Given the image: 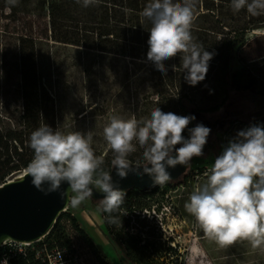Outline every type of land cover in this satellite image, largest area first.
<instances>
[{
    "label": "trees",
    "instance_id": "trees-1",
    "mask_svg": "<svg viewBox=\"0 0 264 264\" xmlns=\"http://www.w3.org/2000/svg\"><path fill=\"white\" fill-rule=\"evenodd\" d=\"M147 3L149 0H98V3L85 8L77 0H17L15 5L9 0H0V10L8 9L13 15H26L28 37L72 46L98 58L109 59L108 69L115 79L112 86L122 87L121 93L124 94L120 104L129 111L130 96L136 98L139 110L135 118L138 121L149 117L157 107L185 116L228 111L232 98L240 93L256 110L264 109V14L253 16L246 9L234 12L231 0H196L191 33L199 45L213 53V58L209 61L205 79L191 86L184 79L179 55L164 62L167 69L164 73L147 59L151 22L141 15ZM258 32L261 34L254 36ZM113 62L121 65L117 67ZM233 62L238 63L237 69L233 68ZM173 66H176V71ZM230 124L225 134H230L238 124L241 125L239 131L253 125L264 126L261 120L246 122L234 119ZM192 127H195V120L188 125L189 129ZM218 133L214 131L212 139L209 138L211 135L208 136L203 155L220 143L216 137ZM183 135L189 137L188 129ZM135 144L137 150L129 159L134 164L143 165L144 149L137 142ZM93 149L96 156L104 154V150ZM102 157L104 170L111 172L112 150L107 149ZM32 158L33 150L30 147L25 149L23 133L0 125V186L9 176L25 172ZM188 175L192 176L193 171ZM186 177L167 183L177 185ZM162 186L124 192V203L111 214L120 221L118 223H110L109 214L102 211L100 200H94L93 207L101 214L109 238L130 264H162L152 258L160 245L144 238L143 231H139L140 234L126 231L132 221L128 215H139L143 209L140 202L155 195ZM62 217L57 219L49 234L55 240L50 244L52 247H69L60 233ZM68 217L92 253L103 264H113L80 226L78 219L71 215ZM169 250L173 251V248Z\"/></svg>",
    "mask_w": 264,
    "mask_h": 264
},
{
    "label": "clouds",
    "instance_id": "clouds-1",
    "mask_svg": "<svg viewBox=\"0 0 264 264\" xmlns=\"http://www.w3.org/2000/svg\"><path fill=\"white\" fill-rule=\"evenodd\" d=\"M16 2L9 0L12 5ZM77 2L87 8L98 0ZM195 3L196 0H149L141 12L151 22L147 59L164 73V62L179 55L184 79L191 86L205 79L213 58V53L199 45L191 33ZM230 6L234 12L246 9L253 16L264 14V0H231ZM173 70H177L176 66ZM193 120L195 116L165 112L160 107L139 121L134 116H111L103 135L113 152L111 164L116 174L121 179L130 172L146 174L157 185L169 182V167L188 166L194 157L203 155L211 129L203 124L189 129ZM185 129L188 138L183 135ZM92 140L91 131L65 134L47 124L37 127L29 138L33 158L26 175L45 195L59 191L67 183L69 187L60 195L62 199L67 196L72 207L92 197L94 186L104 194L99 203L102 211L109 214V222L118 223L111 214L120 209L125 193L104 170V159L95 155ZM133 141L144 149L145 163L141 166H134L129 159L137 150ZM204 175L205 182L195 186L184 207L205 235L220 247L241 239L248 240L253 248L264 244V126L239 131Z\"/></svg>",
    "mask_w": 264,
    "mask_h": 264
},
{
    "label": "rangeland",
    "instance_id": "rangeland-1",
    "mask_svg": "<svg viewBox=\"0 0 264 264\" xmlns=\"http://www.w3.org/2000/svg\"><path fill=\"white\" fill-rule=\"evenodd\" d=\"M113 64L121 65L118 62ZM109 66L107 58L26 36V15L0 10V125L22 132L25 149L29 148L31 133L44 124L65 134L91 131L92 147L97 151L104 150L105 154L110 146L104 139L103 129L110 117L116 115L127 119L130 116L129 119L139 110L136 106L138 100L131 96L129 111L120 104L124 95L122 87L112 86L115 79ZM238 67V63L233 62V68ZM231 102L228 111L203 115L210 122L225 121L224 129L216 135L220 143H216L208 154L191 160L180 179L187 177L181 183H166L155 195L140 202L143 209L139 215H128L132 221L126 231L135 234L143 231L144 238L160 245L152 258L162 264H264V244L253 248L248 240L241 239L220 247L205 235L194 216L184 207L195 186L206 180L203 177L196 182L188 174L197 168L211 167L223 148L237 136L240 124L235 125L230 134H225L231 121L264 122V109L256 110L243 93L234 95ZM85 111L90 114L85 115ZM209 135L211 139L214 137L213 133ZM20 173L9 176L5 182L17 180ZM93 206L92 197L78 207L67 204L60 215L63 217L59 225L69 247L61 253L54 251L53 263L103 264L71 224L68 217L71 215L78 219L80 226L113 264H130L109 238L102 216ZM122 214L126 212L122 211ZM50 232L42 242H55Z\"/></svg>",
    "mask_w": 264,
    "mask_h": 264
},
{
    "label": "water",
    "instance_id": "water-1",
    "mask_svg": "<svg viewBox=\"0 0 264 264\" xmlns=\"http://www.w3.org/2000/svg\"><path fill=\"white\" fill-rule=\"evenodd\" d=\"M197 124L209 127L210 134L222 131L225 125L223 121L210 122L199 113H195V126ZM187 168L188 166L184 165L169 167L167 170L171 176L170 181L180 179ZM110 173L114 183L124 192L130 189L150 190L157 186L146 174L137 176L130 172L126 178L121 179L115 169L112 168ZM31 180L32 178L25 173L23 178L8 180L0 186V244L6 238L20 242L37 241L51 231L68 204V197L62 199L60 195L61 191L69 187L67 183H63L59 191L45 195L32 184ZM92 198L101 200L104 194L93 186Z\"/></svg>",
    "mask_w": 264,
    "mask_h": 264
},
{
    "label": "built area",
    "instance_id": "built-area-1",
    "mask_svg": "<svg viewBox=\"0 0 264 264\" xmlns=\"http://www.w3.org/2000/svg\"><path fill=\"white\" fill-rule=\"evenodd\" d=\"M226 136V135H225ZM210 167L197 168L193 170L192 178L197 182L205 177L204 173ZM67 249L42 242V239L31 244L7 241L0 244V264H56L51 257L54 251L61 253ZM56 254V253H55Z\"/></svg>",
    "mask_w": 264,
    "mask_h": 264
},
{
    "label": "bare ground",
    "instance_id": "bare-ground-1",
    "mask_svg": "<svg viewBox=\"0 0 264 264\" xmlns=\"http://www.w3.org/2000/svg\"><path fill=\"white\" fill-rule=\"evenodd\" d=\"M25 173H26V171L23 172V173H21V174H19V176H18L17 178H18V179L23 178ZM43 237H44V236H43ZM43 237H41L40 239H42ZM40 239H38V240H40ZM7 241L20 242V241H16V240H13V239H10V238H6L4 241H2V243L7 242ZM33 242H34V241H23V242H20V243H23V244H31V243H33ZM2 243H1V244H2Z\"/></svg>",
    "mask_w": 264,
    "mask_h": 264
},
{
    "label": "flooded vegetation",
    "instance_id": "flooded-vegetation-1",
    "mask_svg": "<svg viewBox=\"0 0 264 264\" xmlns=\"http://www.w3.org/2000/svg\"><path fill=\"white\" fill-rule=\"evenodd\" d=\"M225 122V121H224Z\"/></svg>",
    "mask_w": 264,
    "mask_h": 264
}]
</instances>
